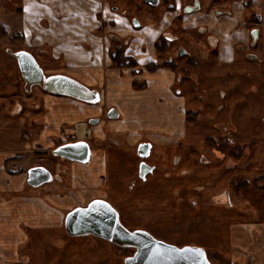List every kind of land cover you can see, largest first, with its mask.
<instances>
[{
  "label": "rangeland",
  "instance_id": "obj_1",
  "mask_svg": "<svg viewBox=\"0 0 264 264\" xmlns=\"http://www.w3.org/2000/svg\"><path fill=\"white\" fill-rule=\"evenodd\" d=\"M246 1L248 2L212 0L209 3H202L205 6L199 11L188 14L183 12L186 1L176 2L173 9L166 15L169 24L164 17H160L161 5L151 7L152 13L129 12L130 29H123L121 33L119 29L112 28L106 22L109 33L120 34L122 37L132 36L130 43L124 47V52L135 59L142 72L146 64L155 62L158 56L154 42L157 34L164 30L162 27L166 23L171 28L168 29L170 33L186 40L188 48L197 55L195 58L197 64L188 63V59L184 57L179 60L176 68L181 71V80L176 83L169 81L170 72L162 65H157L153 73L148 74L149 77L141 78L144 80V85L141 87L132 84L125 88V83H120L119 89L124 91L121 96L117 93L119 102H124L125 105L139 102L147 104L149 106L148 122H166L172 126L173 130L176 129L175 132L178 131L177 115L171 114L172 108H166L163 114H160L162 109L155 108L151 95L152 92L163 91L162 95L155 97L163 105H169L172 104V100L168 98V93L171 91L175 95L180 92L182 104L178 117L185 128L180 135L170 134L175 139L169 146L155 145L152 156H155L152 162L158 166L155 174H152L145 183L137 184L135 181V185L138 186L132 189L131 195L121 200L118 198L120 197L118 193L113 192L118 190L121 180L127 177V166L115 164L111 156H108L106 190L108 195L110 194L108 201L117 212L118 221L120 220L128 231L143 226L154 235L172 241L173 243H169L172 245L192 247L203 245L208 250L207 260L210 264H233L227 258L230 247L227 242L229 225L254 221L258 218L259 209L264 213V178L254 181L262 175L261 160L264 158V146H244L243 151L238 146L241 137L252 143L251 135L261 136L264 133V127L260 122L240 125L243 112L241 109H247V106L242 107L239 103L241 92L250 83L255 82L264 95V62L259 72L258 65L242 61V56H239L233 44H230L249 37V27H260L261 42L253 50L264 59V43L262 42L264 0ZM21 3L23 8L28 10L25 0H21ZM207 4L210 5L207 6ZM19 5V0H0V114H3L4 119H8L9 122L14 121L13 119L18 120L19 117L18 115L10 117V114L16 111L13 108L16 94L11 92L12 90L19 88L20 99L32 102L31 104L39 95L37 89L33 94L27 95L22 92L21 87L14 84V80L18 78V71L7 50L16 52L22 47L18 34H14L18 29L16 17L19 15L17 12ZM213 7L219 10L228 9L229 14L215 16L211 11ZM31 8L37 11L39 7L29 5V10H32ZM46 11L49 19L52 20L54 12ZM78 12L82 14L78 29L84 32L89 24H92V16L81 10ZM134 19L139 22L138 27L133 25ZM201 27L208 34L216 37L219 60L216 51L200 41L197 29ZM50 31L53 34L57 32L56 29H50ZM107 41L110 42V36H107L101 45L98 41L95 42V51L88 54L72 48L69 41L63 42V45L71 49L69 51L72 56L71 61L77 63L78 67L100 65L105 68L110 62ZM47 44H50V41H47ZM168 50L171 52L172 47ZM35 55L43 67L50 71L61 72L60 69L69 66L61 60H52L47 49L36 50ZM126 71L129 69L122 70L123 76ZM176 72L179 75V71ZM190 75L194 76L196 81H192L194 79L191 80ZM10 86L13 88L10 89ZM221 89L228 91L225 99L220 97ZM248 89L253 92L254 87ZM200 102L203 105L202 109L192 113L190 108L193 109L195 105L201 104ZM223 102L226 104L221 107ZM25 106L24 103L22 116L25 119H21V122H24L22 126L33 128L34 121L38 124L40 122L41 109H26ZM102 106H104L103 103L100 104V107ZM121 116H124L122 112ZM227 123L229 132L223 128ZM34 128L36 131L39 129L38 126ZM226 132L230 133V140L224 145L221 141ZM118 151L128 158L132 156L131 151L125 146ZM173 155H178L179 158L176 163L171 164L169 159ZM240 155L242 160L238 159ZM230 156H233V159ZM165 157L166 163L162 160ZM242 178L248 182L246 187H235L236 181ZM114 182L117 187H113ZM197 185L201 186L199 188L201 191L193 193V187ZM111 186L115 191L110 189ZM26 187L30 190L34 189ZM175 188L179 189L180 194L177 190H172ZM44 233L41 234L42 238L36 242L35 247L32 248L31 245L32 249H27L30 264H124V257L132 254L134 250L129 246H120L97 239L87 241L81 238H70L65 233L64 227L62 230L50 228ZM66 241L68 246L65 245ZM50 245L63 247L62 252L65 254L62 260L57 255L47 260L46 249Z\"/></svg>",
  "mask_w": 264,
  "mask_h": 264
},
{
  "label": "flooded vegetation",
  "instance_id": "obj_2",
  "mask_svg": "<svg viewBox=\"0 0 264 264\" xmlns=\"http://www.w3.org/2000/svg\"><path fill=\"white\" fill-rule=\"evenodd\" d=\"M21 0H19L20 2ZM98 2V8L95 10V17H99L97 20L99 22V25L96 29H94V34L96 36L102 37L103 41L106 39L107 36H110V42L107 41V47L109 48L108 52L110 54V62L108 66H106L104 71L112 75H107V78H115L116 76H119L120 78L126 77V75L123 76L122 70L123 69H129L128 72L131 81L130 85H136L143 86L144 80L141 78H144L145 76L149 77L148 74H152L153 70L157 67V65H162L164 69L168 70L170 73L168 74L169 81L172 83H176L178 80H181V74L180 70L176 68V64L179 63L180 59L187 58L188 63L191 64H197V55H195V52H192L186 43V40H184L181 37H177L175 35H172L168 29H171L169 24V21L166 17V15L169 14L168 11H171L174 7V4L184 2L186 1L183 12L185 14L197 12L200 9H202L205 5L202 3H209L212 0H96ZM247 3L248 1L242 0V3ZM54 4V7L61 9L60 11H66L67 12V0H56ZM58 5V6H57ZM161 5L162 7V13L160 14V17H164L165 21H167L166 25L162 27L161 32L157 34V37L154 42V46L156 50L158 51V56L154 61H151L146 64L144 71H140V68L138 67L137 62L132 56L126 55L124 47L130 43V40L132 38L131 35H127L125 37L120 36V34L116 33H109V31L106 29V25L108 24L115 29H119V33L122 32L123 29H130L129 23H128V13L134 12V13H152L150 10L151 7H157ZM210 4H207V6ZM244 8V4H243ZM20 5L17 8L18 14L20 13ZM212 12H214L215 16H222L229 14L228 9L219 10L213 7L211 9ZM123 19V20H122ZM134 26H139V22L137 20H133ZM7 31V29H6ZM17 33H14L15 35L18 34L20 43H22V47L18 48L16 52H11L9 49L7 50L9 54L11 55V60L16 64V68L18 71V78L14 80V84L16 83L19 87H21L22 92H25V94L30 95L33 94L36 89L39 92V95H37V99L35 98L34 103L29 101H22L20 99V92L19 88L17 90H12L11 92L15 93V102L13 105V108L16 110L15 113L9 114L10 117L13 118V116L18 115V120L13 119L14 121L9 122L8 119H4L2 116L3 114H0V154H10L4 161H2V168H5L6 172L9 175H16L18 173H23L25 175V186L37 189L44 187L43 185H52L50 186V190H57L58 188L56 185L58 183H64V185L61 187L62 189H67L69 192H74L75 189L71 186L70 183H65L66 177L68 178V175L72 173V165L75 163L81 165L82 167H86V171H82V173L79 174V181L82 183L79 188L81 189L82 193L87 195L86 198H83V196H78V204L74 207H87L91 202L95 200H102L105 201L110 205V202L108 201L109 195L106 190L107 185V171H106V163L108 156H111L112 161L119 166L121 164H124L123 166H127V177L124 180H121L120 187L118 190H113L112 186L110 189H112L114 194L118 193L120 197L119 200H121L123 197L129 196L132 194V189L138 185H135V181L138 183H145L147 182L148 178L155 174V171L158 166H156L155 163L152 162L154 160L155 156H153V150L155 148V145L157 144H163L165 146H169V144L174 143L175 137L170 136L169 133H161L159 128H145L142 131L141 137H139L134 143H130L127 139L128 130L125 129L122 132L118 133L112 128L109 127L108 121H114L118 119H122L124 117L121 116V111L116 104L106 105L104 101H101L100 94H101V86H99L98 83H92V84H86L82 82L79 79H76L70 75H68L65 72V67L60 69L59 71H50L47 68H44L42 63L37 59L35 52L36 50H42L47 49L48 53L52 60H61L63 63L65 61L62 58H55L52 53V48L50 44H45L44 46H37V45H28L25 41L23 33L17 29ZM249 37H246L245 39H242L238 42H233L230 44H233L232 46L235 48L236 53L240 56H242L243 60L245 62L249 63H255L257 66V70H259L262 67V63L264 62V59H262L260 56H258L255 53L256 47L261 42V28L260 27H249ZM197 33L200 37V41H203L206 45L209 46L212 50L214 49L216 52L217 59L218 58V52H217V40L216 37H213L211 34H208L206 30L201 27L197 29ZM262 42L264 43V37L262 39ZM82 44L91 46V43H85L82 42ZM173 45L175 47H173ZM105 46V44L103 45ZM105 47V48H107ZM172 47V51L170 52L168 49ZM95 51V47H94ZM19 52H26L28 53L38 68L40 69L41 76L39 81H28L24 75L22 74L18 58L15 56ZM239 52V53H238ZM233 58L231 59V61ZM190 64V65H191ZM118 69V71L116 70ZM179 71V75H177V72ZM90 69L85 71L86 73L89 72ZM116 72L118 73L116 75ZM146 73V74H145ZM164 74V71H163ZM165 74H167L165 72ZM52 76H66L69 77L76 82H78L80 85H82L87 90L86 97L89 99H81L76 98L67 94L62 93H54L49 91L47 88H45L44 81L49 79ZM179 76V77H177ZM10 77V75H9ZM190 79H194L192 81H196V78L194 76H189ZM21 83V84H20ZM12 86V85H11ZM10 86V87H11ZM254 87L253 92L250 91L248 88ZM9 87V88H10ZM105 87V84L103 85ZM11 87L10 89H12ZM221 92V98L225 99V97L228 96V91H225L223 89L219 90ZM163 91H156L152 92V101L154 102V97L162 95ZM172 94V92L170 91ZM122 94V92H121ZM251 94V95H250ZM36 95V94H35ZM123 95V94H122ZM173 95V94H172ZM249 95V96H246ZM52 96H64L71 99H75L79 101L80 103H85L88 105H95L98 109L94 110L93 112L89 113L83 121H76L71 124L65 125L66 127L62 128V132L59 136H55L52 132V128L50 125H46L45 122V115L48 112L50 99L49 97ZM176 100L179 101L178 108L180 109V105L182 104V100H180V97L182 96L180 92L175 93L173 95ZM241 103L242 107L247 106V109L244 110L241 109L242 116L240 118V125L242 124H254L255 122H260L264 127V95L262 94V89H260V86L257 85L255 82L250 83L244 91L241 92ZM119 102V101H117ZM159 103H161L160 100H158ZM26 104V109H41V117L39 124L37 122H33L31 127H25L22 126L21 119H25V117L22 116V113H24L23 105ZM103 103L104 106L100 107V104ZM155 103V102H154ZM201 104L195 105L192 109L190 108V111L192 113H196V111L201 110L203 105ZM35 104V105H34ZM119 104V103H118ZM162 104V103H161ZM226 102L222 103L221 107H224ZM147 105V104H146ZM163 105V104H162ZM244 105V106H243ZM156 108V106H155ZM158 109V108H157ZM149 110V108H148ZM178 113H181V111H176L177 115ZM115 114V116H112ZM178 119V130L184 129L185 126L180 123V117L177 116ZM185 119V118H184ZM243 120V121H242ZM245 120V121H244ZM153 124V123H150ZM154 125V124H153ZM35 126H38V131L35 130ZM151 126V125H149ZM175 126V127H176ZM225 130L229 132V124L227 123L225 126H223ZM79 129H83V136H80L78 133ZM176 129L172 132H175ZM102 132V134H101ZM226 132L225 136H223V139L221 142L226 145L228 141L230 140V133ZM120 136L119 141H115L114 138H112L114 135L117 134ZM183 133V132H182ZM120 134V135H119ZM162 134L169 137L168 142L165 143H159L156 140V136ZM252 134V133H251ZM249 138V137H248ZM252 143L246 139L244 140V137H241V139L238 141L239 148L242 149L244 146H264V133L260 135H251ZM71 144L70 149L66 154L71 155L74 158H67V157H61L60 155L54 154V151L64 145ZM127 148L129 151H131L132 156L127 157L126 155H122L120 151H118L120 148L124 147ZM165 155H163L164 157ZM233 156H230L231 159ZM85 158V160H82ZM179 156L173 155L169 159V162L171 164L176 163ZM237 158V157H236ZM167 159L166 157L162 160L165 161ZM238 159H243L242 155L239 156ZM237 160V159H236ZM6 162V163H5ZM8 162H17L15 167L7 165ZM5 163V164H4ZM166 163V161H165ZM248 163V162H246ZM262 164V175L260 178H256L254 181H259L261 178H264V158L261 160ZM18 165H20L18 167ZM146 170V172L141 175L140 171ZM34 168H41L42 171L44 170L45 173L48 172L50 178L46 182H42L41 184L37 186H32L28 183V178L30 177L29 171ZM151 168V170H148ZM167 168V165H166ZM41 169L37 172H33L32 176L36 173H42ZM43 171V172H44ZM169 175V173H166ZM70 182V181H69ZM246 179H239L236 181V186H244L247 185ZM115 185V186H114ZM113 187H117L115 182L113 183ZM201 186L197 185L194 186L193 193H196L198 191H201L199 188ZM54 188V189H53ZM177 190L179 192L178 188L172 189ZM186 192L188 193V188L186 189ZM191 192V191H190ZM87 193V194H86ZM192 193V194H193ZM89 194V195H88ZM117 198V199H118ZM180 198V197H179ZM118 201V200H116ZM112 207V205H110ZM73 208V209H74ZM113 208V207H112ZM114 209V208H113ZM178 209V208H177ZM176 209V210H177ZM72 210V209H71ZM115 210V209H114ZM116 211V210H115ZM69 212V211H68ZM67 212V213H68ZM65 214V217L67 215ZM117 214V212H116ZM64 217V220H65ZM117 216V220H118ZM122 227H124L126 230L127 228L121 224L120 220L118 221ZM64 227V223H63ZM64 231L67 234L65 227ZM128 231V230H127ZM130 232L134 231H143L148 233L150 236L168 242L173 243L172 241L158 237L154 235L152 231H150L146 227H136L135 229L130 230ZM69 235V234H67ZM90 235L91 237L95 239H99L101 241H107L112 242L109 239L100 237L98 235H92V234H85ZM70 236V235H69ZM80 236V235H79ZM71 237V236H70ZM114 243V242H112ZM197 245V244H196ZM201 248L203 247L206 259L208 258V250L203 245H198ZM132 247V246H129ZM182 247V246H179ZM133 253L130 255H126L124 257V260L133 255L135 252V247H132ZM228 252H230V249H228ZM251 257V255L248 256V258ZM123 260V263H124ZM208 261V260H207ZM209 263V261H208ZM210 264V263H209Z\"/></svg>",
  "mask_w": 264,
  "mask_h": 264
},
{
  "label": "crops",
  "instance_id": "obj_3",
  "mask_svg": "<svg viewBox=\"0 0 264 264\" xmlns=\"http://www.w3.org/2000/svg\"><path fill=\"white\" fill-rule=\"evenodd\" d=\"M25 2L28 5V10L23 8L20 1L21 11L16 18H18V29L23 33L26 43L28 45L44 46L47 41H50L53 56L62 58L65 63H68L69 66L65 67V72L68 75L86 84L98 83L101 86L100 100L104 101L106 105L115 104L116 102L120 111L124 114L122 119L108 121L110 128L118 133L127 129L129 131L127 139L130 143H134L141 137L142 131L149 127L159 128L161 129L160 132L165 134L171 132V134L180 135L183 132V129L172 132V126L162 121L154 122V125L150 124L147 117L149 106L143 102L127 105L124 102H117L116 96L119 94L121 96V92L124 91V89H119L120 83L124 82L125 88L128 85L130 86L131 78L128 73L125 74L126 77L124 78L119 76L107 78L109 73L106 75L100 65L82 68L71 61L72 56L69 53L71 49L64 46L63 42L69 41L72 48H77L81 53L88 54L94 51L95 42L98 41L101 45L103 41L102 37L96 36L93 32L99 25L94 15L95 10L98 8L96 0H67V12H62L61 9L58 10L54 7L53 3L56 0H25ZM29 5L38 6L39 8L37 11L32 8V10H29ZM46 10L54 12L52 20L49 19ZM78 10L92 16V24H89L84 32L78 29L82 16ZM50 29H56L57 32L53 34ZM82 42L91 43V46L82 44ZM88 69L90 71L86 73L85 71ZM104 84L105 87H103ZM49 98L50 104L45 115V122L46 125H50L55 136L61 134L62 128L66 127L65 125L83 121L89 113L94 110L99 112L100 109L95 105L80 103L75 99L64 96ZM168 98L172 100V104L162 105L154 97L155 106L162 109L160 114H163L164 109L172 108L171 114L174 116L176 111H179V101L171 93H168ZM112 138L119 141L120 136L117 134ZM156 140L159 143H165L168 142L169 137L159 134L156 136ZM8 155L10 154H0V264H30L27 249L30 248L31 250L35 247L36 242L42 238L41 234H45L46 230L50 228L62 230L65 214L78 204L77 197H87L79 188L82 184L79 181V174L86 171L87 168L77 163L72 165L73 171L68 175V178L66 177L67 180L64 182L66 184L70 183L75 189L74 192L62 189L64 183H58L56 185L57 188L59 187L57 190H50V186H52L50 184L30 190L25 186V175L23 173L9 175L5 168H2V161ZM16 164L17 162L7 163L12 167H15ZM227 235V242L230 246L227 257L229 261L233 264H264V213L260 209L258 218L254 221L230 224ZM70 238H81L87 241L95 240L90 235L71 236ZM67 242L66 246H68ZM62 248L50 245L46 249L47 260L54 258L55 255L62 260L65 254L62 252ZM249 255L251 257L248 258Z\"/></svg>",
  "mask_w": 264,
  "mask_h": 264
},
{
  "label": "water",
  "instance_id": "obj_4",
  "mask_svg": "<svg viewBox=\"0 0 264 264\" xmlns=\"http://www.w3.org/2000/svg\"><path fill=\"white\" fill-rule=\"evenodd\" d=\"M18 58L22 74L28 81H39L41 72L32 57L26 52L15 55ZM45 88L54 93L67 94L76 98L86 97L87 90L75 80L66 76H52L44 81ZM112 116H115L113 114ZM71 144L58 147L54 154L74 158L66 154ZM82 160H85L83 158ZM41 168L29 171L28 183L37 186L49 180L45 171L36 173ZM148 170H151L149 168ZM146 170H142L143 175ZM64 227L70 236L85 234L98 235L111 240L120 246L135 247L133 255L124 260V264H209L204 249L192 246H176L156 239L143 231H127L117 220L116 211L105 201L95 200L87 207H76L70 210L64 220Z\"/></svg>",
  "mask_w": 264,
  "mask_h": 264
},
{
  "label": "bare ground",
  "instance_id": "obj_5",
  "mask_svg": "<svg viewBox=\"0 0 264 264\" xmlns=\"http://www.w3.org/2000/svg\"><path fill=\"white\" fill-rule=\"evenodd\" d=\"M83 131H84L83 129H79L78 130V133H79L80 136H83L84 135Z\"/></svg>",
  "mask_w": 264,
  "mask_h": 264
}]
</instances>
